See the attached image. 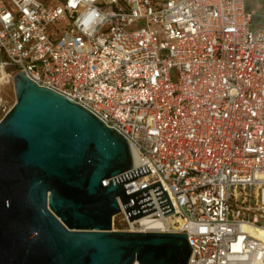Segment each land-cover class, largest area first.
Masks as SVG:
<instances>
[{"label": "built area", "instance_id": "obj_1", "mask_svg": "<svg viewBox=\"0 0 264 264\" xmlns=\"http://www.w3.org/2000/svg\"><path fill=\"white\" fill-rule=\"evenodd\" d=\"M92 10L100 16L87 21ZM255 18L248 0H0V68L24 71L128 140L134 167L105 186L147 165L127 193L159 181L167 190L174 213L150 188L157 210L133 221L118 197L113 230L188 234L189 264H264Z\"/></svg>", "mask_w": 264, "mask_h": 264}, {"label": "water", "instance_id": "obj_2", "mask_svg": "<svg viewBox=\"0 0 264 264\" xmlns=\"http://www.w3.org/2000/svg\"><path fill=\"white\" fill-rule=\"evenodd\" d=\"M16 103L0 121V264H189L185 233L113 230L122 200L130 221L174 207L161 182L131 194L128 140L72 99L13 78Z\"/></svg>", "mask_w": 264, "mask_h": 264}, {"label": "rangeland", "instance_id": "obj_3", "mask_svg": "<svg viewBox=\"0 0 264 264\" xmlns=\"http://www.w3.org/2000/svg\"><path fill=\"white\" fill-rule=\"evenodd\" d=\"M249 6L256 11L255 22L264 20V0H248ZM255 22L253 26H255ZM8 77L4 79L0 76V119L4 118L6 114L16 103V91L13 82L15 69L8 68L5 70ZM5 80V81H4Z\"/></svg>", "mask_w": 264, "mask_h": 264}, {"label": "bare ground", "instance_id": "obj_4", "mask_svg": "<svg viewBox=\"0 0 264 264\" xmlns=\"http://www.w3.org/2000/svg\"><path fill=\"white\" fill-rule=\"evenodd\" d=\"M0 76H2L4 79H6V77H8V74H7V72L4 69L0 68ZM142 222L145 223V224H152L153 227H158L162 223L161 221H151V220H149L147 218L143 219Z\"/></svg>", "mask_w": 264, "mask_h": 264}, {"label": "clouds", "instance_id": "obj_5", "mask_svg": "<svg viewBox=\"0 0 264 264\" xmlns=\"http://www.w3.org/2000/svg\"><path fill=\"white\" fill-rule=\"evenodd\" d=\"M72 2V0H70V3ZM100 16V13H98L96 10H92L91 12H89L88 14H87V21L88 20H91V19H93L94 17L95 18H98ZM3 19L5 20V21H8L9 20V15H5V16H3Z\"/></svg>", "mask_w": 264, "mask_h": 264}]
</instances>
